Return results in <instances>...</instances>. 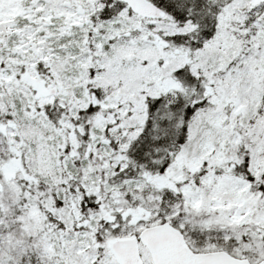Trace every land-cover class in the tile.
Returning a JSON list of instances; mask_svg holds the SVG:
<instances>
[{
  "label": "snow or ice",
  "instance_id": "1",
  "mask_svg": "<svg viewBox=\"0 0 264 264\" xmlns=\"http://www.w3.org/2000/svg\"><path fill=\"white\" fill-rule=\"evenodd\" d=\"M0 264H264V0H0Z\"/></svg>",
  "mask_w": 264,
  "mask_h": 264
}]
</instances>
